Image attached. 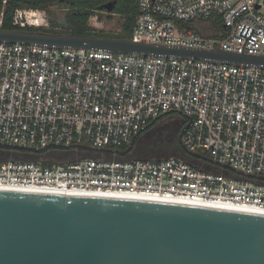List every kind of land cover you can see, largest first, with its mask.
<instances>
[{
  "label": "built area",
  "instance_id": "2783aa9c",
  "mask_svg": "<svg viewBox=\"0 0 264 264\" xmlns=\"http://www.w3.org/2000/svg\"><path fill=\"white\" fill-rule=\"evenodd\" d=\"M26 12H15V26L47 27L45 18L38 23ZM137 12L129 41L264 57V0H138ZM168 114L189 122L183 150L205 154L240 178L174 157L92 158L82 148L126 149ZM0 143L44 149L38 157L52 161L0 163V190L157 196L264 214V181L255 178L264 177V69L0 43Z\"/></svg>",
  "mask_w": 264,
  "mask_h": 264
},
{
  "label": "water",
  "instance_id": "95a60500",
  "mask_svg": "<svg viewBox=\"0 0 264 264\" xmlns=\"http://www.w3.org/2000/svg\"><path fill=\"white\" fill-rule=\"evenodd\" d=\"M114 4L102 9L111 14ZM0 43L209 59L264 69L261 56L113 38L0 30ZM135 140L124 150L82 148L92 158L101 153L126 157ZM0 149L31 154L29 162H52L36 156L44 149L4 143ZM7 160L0 158V163ZM0 264H264V214L153 199L0 190Z\"/></svg>",
  "mask_w": 264,
  "mask_h": 264
},
{
  "label": "trees",
  "instance_id": "16d2710c",
  "mask_svg": "<svg viewBox=\"0 0 264 264\" xmlns=\"http://www.w3.org/2000/svg\"><path fill=\"white\" fill-rule=\"evenodd\" d=\"M115 1L114 7L110 16L117 15L123 20L122 24V35L117 37H106L103 31L93 30L91 27L88 26L89 20L97 14L106 13L102 8L104 5ZM49 6H63L66 9V15L61 22L54 21L52 25L47 28H35L27 26L26 28H19L13 24L14 21V14L17 10H46ZM138 0H0V30L3 31H10V30H17V31H31V32H38V33H49L54 35H61V34H70V35H82V36H89V37H98V38H110V39H123L129 40V34L132 32V26L135 22L136 16L138 15ZM207 28L209 26H217V24L212 23H205ZM204 25V26H205ZM191 28H194L197 32H200L204 36H208L209 34L205 31H202L200 28L196 26V24H190ZM57 30H56V28ZM53 28V29H52ZM59 28V29H58ZM55 29V30H54ZM213 35V34H212ZM158 122V121H157ZM151 126V125H150ZM147 128L145 131H147ZM144 131L143 134L138 136L136 139L140 140L141 137L146 133ZM175 137L173 139L172 144H158L157 143V136L154 140H149L146 144L148 153L142 158H146L152 153H170L173 155L167 157H174L185 161L187 164L202 169L208 172L219 173L223 172L226 175H229L234 178H240V176L236 173H233L227 169H224L220 166H217L212 163L211 159L207 155H203L205 158H197L194 154L183 150L180 147L179 141V134L181 131L175 130ZM120 150L125 148L121 147ZM9 157L12 159H22L19 158L20 155L25 156L22 160H28L30 155L28 153H23L19 150L8 151L4 150ZM45 153H39V155H43ZM177 154V155H175ZM160 155V154H159ZM164 155V154H161ZM175 155V156H174ZM140 157V158H141ZM161 159V158H160ZM157 159V160H160ZM164 159V158H163ZM167 159V158H165ZM47 165V164H45Z\"/></svg>",
  "mask_w": 264,
  "mask_h": 264
},
{
  "label": "rangeland",
  "instance_id": "374dc122",
  "mask_svg": "<svg viewBox=\"0 0 264 264\" xmlns=\"http://www.w3.org/2000/svg\"><path fill=\"white\" fill-rule=\"evenodd\" d=\"M65 13H66V9L63 8V6H60V7L59 6H49L46 8V10H43V11L27 10L25 15L27 16V18H30V20H36V19L39 20L38 23H41L40 19L45 18V20L47 21V27L45 28L48 29L50 25H52V22L54 21L61 22L66 15ZM94 19H90L88 22V26L91 27L94 31L95 30L103 31L104 32L103 34L106 37H112V36L119 37L122 35L121 33H122L123 20L119 16L117 15L110 16V14L108 13H102V14H97V16L95 15ZM129 37L130 39H132L133 37L132 32L131 34H129ZM180 120H181V117L177 114H168L164 118L157 120L158 122H155L154 124L149 126V129L145 131L146 133L139 140V145H142L145 143L147 144L149 140H154L157 136H159L157 137L158 144L174 143L173 139L175 137V132H176L175 130L177 129V126ZM0 150L4 151L3 149H0ZM161 154H164V155H161ZM170 155H173V154H170V153L165 154V153H160L158 151V153L156 152V153L150 154L147 157V159H150V158L152 159H160V158L163 159L164 158L165 159L167 158V156H170ZM9 158L11 159V157ZM19 158L23 159L25 158V156L20 155ZM125 158L133 159V158H139V157L131 153Z\"/></svg>",
  "mask_w": 264,
  "mask_h": 264
},
{
  "label": "flooded vegetation",
  "instance_id": "af4514ba",
  "mask_svg": "<svg viewBox=\"0 0 264 264\" xmlns=\"http://www.w3.org/2000/svg\"><path fill=\"white\" fill-rule=\"evenodd\" d=\"M187 122L188 121L184 117L183 118L181 117V120L177 126V130L181 131L180 134L184 131L183 129L186 126ZM180 134H179V136H180ZM180 140L181 139H179V141ZM131 153L135 154L136 156H138L140 158L141 156H144L148 153V149H147L146 145H139V140L136 139ZM3 157L9 158V156L6 153H4L2 150H0V158H3Z\"/></svg>",
  "mask_w": 264,
  "mask_h": 264
},
{
  "label": "bare ground",
  "instance_id": "6f19581e",
  "mask_svg": "<svg viewBox=\"0 0 264 264\" xmlns=\"http://www.w3.org/2000/svg\"><path fill=\"white\" fill-rule=\"evenodd\" d=\"M141 199H148V200H151V199H153V200H160V201H163V200H174V199H171V198H164V197H157V196H141ZM221 207V206H220ZM232 210H235V211H237V210H241V208L240 207H237V208H234V209H232ZM241 211H245V212H253V211H250V210H245V209H242ZM254 211H256V210H254ZM259 211H257L256 213H258ZM261 212V211H260Z\"/></svg>",
  "mask_w": 264,
  "mask_h": 264
}]
</instances>
